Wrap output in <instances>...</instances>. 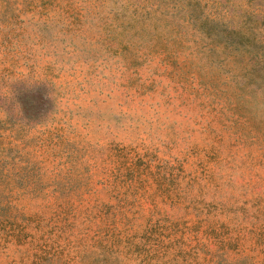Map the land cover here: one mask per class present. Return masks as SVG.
I'll list each match as a JSON object with an SVG mask.
<instances>
[{
  "label": "rangeland",
  "instance_id": "374dc122",
  "mask_svg": "<svg viewBox=\"0 0 264 264\" xmlns=\"http://www.w3.org/2000/svg\"><path fill=\"white\" fill-rule=\"evenodd\" d=\"M0 264H264V0H0Z\"/></svg>",
  "mask_w": 264,
  "mask_h": 264
}]
</instances>
